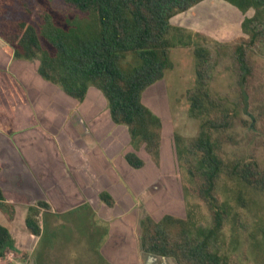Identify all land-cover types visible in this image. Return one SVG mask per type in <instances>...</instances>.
I'll use <instances>...</instances> for the list:
<instances>
[{
    "label": "trees",
    "instance_id": "trees-1",
    "mask_svg": "<svg viewBox=\"0 0 264 264\" xmlns=\"http://www.w3.org/2000/svg\"><path fill=\"white\" fill-rule=\"evenodd\" d=\"M18 1L25 12L36 10L38 20H8L0 6V40L7 53L17 60H37L39 76L79 102L89 87L98 89L107 102L111 120L125 126L133 147L143 146L155 164L159 160L162 122L143 104L142 95L173 68L172 49H192L195 80L186 99L188 115L199 121V131L187 145L175 135L174 144L179 167L185 168L192 191L206 204L212 224L194 226L189 215L185 219L165 215L158 222L146 217L140 222L141 247L146 253L172 258L177 264H227V258L212 245L230 211L215 193L217 183L224 176L264 195V162L224 157L225 145L234 140L230 130L238 113L224 98L210 92L214 64L209 48L202 43L204 37L170 22L206 0H61L81 15L66 21L65 26L56 24L42 7L28 8L26 0ZM220 1L242 14L254 11L251 18L241 22L247 39L233 47L244 104L252 76L247 52L257 43H264V0ZM125 160L134 169L143 166L134 153L126 154ZM182 189L184 195H189L188 188ZM100 199L109 206L113 204L105 193ZM4 201L0 190V209L9 207ZM237 201H241L240 196ZM30 214L25 225L37 235L39 228ZM12 251V237L0 225V264H14L6 259Z\"/></svg>",
    "mask_w": 264,
    "mask_h": 264
},
{
    "label": "crops",
    "instance_id": "crops-1",
    "mask_svg": "<svg viewBox=\"0 0 264 264\" xmlns=\"http://www.w3.org/2000/svg\"><path fill=\"white\" fill-rule=\"evenodd\" d=\"M5 46L0 40V190L11 209H0V225L14 244L6 259L14 264H177L141 247V220L186 218L163 212L167 202L157 187L163 184L160 147L158 165L147 167L144 147L135 149L127 128L111 120L98 89L89 87L79 102L43 80L38 61L13 59ZM14 89L20 95H12ZM128 153L143 166H129ZM102 193L112 198L111 206L101 201ZM29 214L37 235L25 225Z\"/></svg>",
    "mask_w": 264,
    "mask_h": 264
},
{
    "label": "rangeland",
    "instance_id": "rangeland-1",
    "mask_svg": "<svg viewBox=\"0 0 264 264\" xmlns=\"http://www.w3.org/2000/svg\"><path fill=\"white\" fill-rule=\"evenodd\" d=\"M0 6L8 20H25L31 23L38 20L36 10H32V14L25 12L18 0H0ZM26 6L42 7L61 26H65L66 21L81 17L61 0H26ZM253 15L252 9L242 14L223 1L206 0L176 15L170 22L173 26L204 37L205 41L202 43L209 48L211 62L214 64L210 92L224 98L226 104L238 113L230 130L234 140L225 145L224 157L254 159L263 163L264 43H257L247 52L252 76L247 86L249 97L244 104L240 100L238 68L233 57V47L247 39V35L241 30V22ZM215 43L218 45L215 46ZM170 59L173 68L165 72L163 79L148 87L142 95L143 104L162 122L159 166L163 168V184L157 183L158 195L162 193L167 202L163 212L181 214L180 217L189 215L194 226L210 227L211 213L192 191L193 185L185 168L179 167L174 144L175 135L182 138L183 145H187L199 131V121L188 115L189 102L186 99V92L194 86L195 80L192 49L174 48L170 51ZM1 89L4 90L3 87ZM11 94L18 96L20 92L14 89ZM7 104L8 101L5 107ZM141 156L146 160L147 167H156L149 155L142 152ZM183 186L188 188L189 195L183 194ZM215 193L220 201L230 207V211L218 239L212 244L214 248L227 258V264H264V195L224 176L218 181ZM239 196L240 202L237 201Z\"/></svg>",
    "mask_w": 264,
    "mask_h": 264
}]
</instances>
